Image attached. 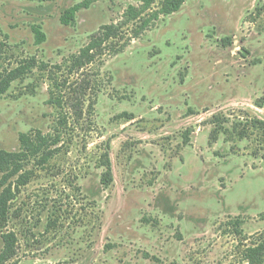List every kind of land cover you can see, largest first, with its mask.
I'll list each match as a JSON object with an SVG mask.
<instances>
[{
    "label": "rangeland",
    "instance_id": "374dc122",
    "mask_svg": "<svg viewBox=\"0 0 264 264\" xmlns=\"http://www.w3.org/2000/svg\"><path fill=\"white\" fill-rule=\"evenodd\" d=\"M140 4L0 0V75L37 61L0 98V149L19 152L20 134L40 131L55 153L45 166L24 163L26 185L19 175L6 183L0 256L8 236L12 251L2 264H247V245L264 241L263 138L210 142L216 116L264 120V0H187L76 64L102 27Z\"/></svg>",
    "mask_w": 264,
    "mask_h": 264
},
{
    "label": "trees",
    "instance_id": "16d2710c",
    "mask_svg": "<svg viewBox=\"0 0 264 264\" xmlns=\"http://www.w3.org/2000/svg\"><path fill=\"white\" fill-rule=\"evenodd\" d=\"M36 2H51L56 0H29ZM157 0H141L139 6L131 5L127 8L123 15V21L120 24L106 25L102 27L100 32L94 36L85 48H83L76 59L77 65H82L84 60L89 61L92 54L102 49V47L107 44L112 39L118 38L120 36L121 29L128 26L133 22L140 21V25L137 30L134 31V38L140 36L144 31L148 30L155 22L159 21L162 17H167L176 14L181 11L187 0H163L158 9L153 10ZM88 5H76L69 10L65 11L61 17V21L65 25H70L75 22L77 13L84 7ZM36 42L42 44L46 41V35L42 31L40 26H35L33 28ZM224 45H231V38H224L222 40ZM37 66V61L34 59L25 60L22 62L20 67L12 70L5 71V74L0 75V98L5 95L10 89L12 83L28 73H30L33 68ZM191 114L194 111L189 109ZM129 116L126 113L122 114L120 117ZM211 124L213 129L210 134V142L215 143L219 140L220 136H224L225 142H233L234 140L243 141L249 139L253 136L254 132L260 133V137L264 141V120L259 118H239L235 121H230L226 117L216 116L213 118ZM229 125V126H228ZM189 137V135H188ZM20 146L21 150L19 152H7L0 149V190L5 186L9 179L13 176L19 175V183L24 186L30 181V173L24 170V163L30 159H38V164L45 166L55 155L54 149H52L53 141L51 137L44 135L40 131H35L32 133H22L20 134ZM189 139L185 143H189ZM101 165L104 168L102 176V184L109 187L114 182L113 166L110 158V148L105 151L101 156ZM22 172H24L22 174ZM14 193L11 187L5 188L0 194V216L2 218L7 217L9 203L13 200ZM233 228H235L238 235H242V221L236 220L233 223ZM12 236H8V245L5 251L0 256V264L4 263L11 257L12 251ZM244 260L247 264H264V241L256 242L247 245L244 251Z\"/></svg>",
    "mask_w": 264,
    "mask_h": 264
}]
</instances>
